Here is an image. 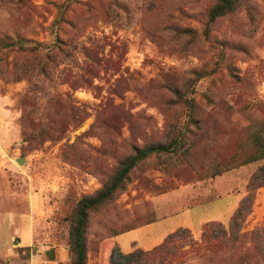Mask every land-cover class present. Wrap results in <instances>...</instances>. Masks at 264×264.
Listing matches in <instances>:
<instances>
[{
    "label": "rangeland",
    "instance_id": "obj_1",
    "mask_svg": "<svg viewBox=\"0 0 264 264\" xmlns=\"http://www.w3.org/2000/svg\"><path fill=\"white\" fill-rule=\"evenodd\" d=\"M217 2L0 0V264H71L78 203L159 144L87 264H264V0Z\"/></svg>",
    "mask_w": 264,
    "mask_h": 264
},
{
    "label": "trees",
    "instance_id": "obj_2",
    "mask_svg": "<svg viewBox=\"0 0 264 264\" xmlns=\"http://www.w3.org/2000/svg\"><path fill=\"white\" fill-rule=\"evenodd\" d=\"M235 8V0H218L217 4L210 11V23L215 22L220 17L232 13ZM173 150L174 147L172 145L167 146L163 144L151 145L137 150L135 155L129 158V160L123 165L121 170L111 180L110 183L104 185V187L96 195L87 196L81 199L76 209L75 222L73 224L69 237L71 264H87L86 230L88 225L89 212L92 209H95L112 199L113 196L122 188V185L126 181L130 172L145 158L153 154L170 153ZM253 161L254 160H250V162ZM242 215L243 208H240V210L233 218L230 228L235 229L238 227V221ZM179 230L170 234L169 237H178L180 233ZM143 254L145 253L138 250L129 254L128 257L136 258L142 256Z\"/></svg>",
    "mask_w": 264,
    "mask_h": 264
},
{
    "label": "water",
    "instance_id": "obj_3",
    "mask_svg": "<svg viewBox=\"0 0 264 264\" xmlns=\"http://www.w3.org/2000/svg\"><path fill=\"white\" fill-rule=\"evenodd\" d=\"M18 162H19L20 164H22V163H23V160H19Z\"/></svg>",
    "mask_w": 264,
    "mask_h": 264
}]
</instances>
